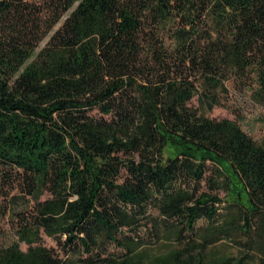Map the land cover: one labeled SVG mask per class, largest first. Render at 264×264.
Wrapping results in <instances>:
<instances>
[{
  "label": "trees",
  "instance_id": "16d2710c",
  "mask_svg": "<svg viewBox=\"0 0 264 264\" xmlns=\"http://www.w3.org/2000/svg\"><path fill=\"white\" fill-rule=\"evenodd\" d=\"M230 87L264 107V0H0V264H264V141L206 116Z\"/></svg>",
  "mask_w": 264,
  "mask_h": 264
},
{
  "label": "rangeland",
  "instance_id": "374dc122",
  "mask_svg": "<svg viewBox=\"0 0 264 264\" xmlns=\"http://www.w3.org/2000/svg\"><path fill=\"white\" fill-rule=\"evenodd\" d=\"M249 91V90H248ZM249 93H237L233 91V88L230 87L228 105L225 107H214L211 111L206 112V116L213 119H231L235 120L240 128L255 142L262 143L264 141V107L253 103L248 97ZM194 105H196L195 100H193ZM170 151V150H169ZM221 199L228 201L230 199L229 195L226 193L219 192ZM7 204L4 201H0V248L7 247L16 241L14 235L15 232V220L13 216L7 212L4 213L5 206ZM225 206V203H222L221 207ZM222 209H220L219 214H223ZM206 222L204 220H199L196 223V228H204ZM232 241H223L212 249L220 251L221 254L225 256H240L243 253H246L249 249V243H246V239L242 236L234 235ZM42 245L53 250L54 254H59V249L56 245L55 240L43 236ZM22 250L26 249V246L20 245ZM156 249H153V252ZM164 251V249H162ZM110 252L114 254H120L121 250L116 249L113 246L110 247ZM256 258L257 256H263L260 252L254 251Z\"/></svg>",
  "mask_w": 264,
  "mask_h": 264
}]
</instances>
